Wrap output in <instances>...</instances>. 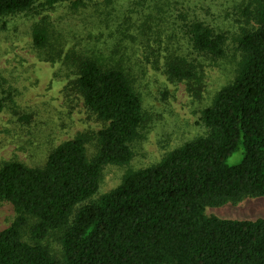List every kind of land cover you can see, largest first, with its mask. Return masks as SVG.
<instances>
[{
  "label": "trees",
  "instance_id": "16d2710c",
  "mask_svg": "<svg viewBox=\"0 0 264 264\" xmlns=\"http://www.w3.org/2000/svg\"><path fill=\"white\" fill-rule=\"evenodd\" d=\"M38 1L0 0V18L30 12ZM90 1L44 0V6L52 10L68 2L75 11ZM244 14L252 27L238 39L241 61L233 81L203 112L207 136L157 166L127 174L117 189L86 205L99 190L104 166L131 161L144 113L125 71L73 57L74 87L106 123L97 134L98 156L87 159L82 135L54 149L42 168L18 161L1 168L0 204L11 203L18 216L0 232V264H60L39 244L57 230L65 264H264V219L205 216L208 207L264 197V0H253ZM32 34L44 60H61L46 19ZM189 34L196 52L224 55L225 35L202 23H194ZM167 74L178 82L196 78L195 68L179 58L168 62ZM4 107L0 99V113ZM238 153L241 162L230 166ZM30 219L34 245L22 238Z\"/></svg>",
  "mask_w": 264,
  "mask_h": 264
},
{
  "label": "rangeland",
  "instance_id": "374dc122",
  "mask_svg": "<svg viewBox=\"0 0 264 264\" xmlns=\"http://www.w3.org/2000/svg\"><path fill=\"white\" fill-rule=\"evenodd\" d=\"M253 0H93L79 10L65 2L49 10L44 0L34 10L0 18V170L10 161L42 168L49 154L67 141L86 136V156H98L97 134L106 127L86 107L74 81L77 57H89L107 69H122L139 95L144 123L131 145L127 165L103 167L99 190L86 204L117 189L127 174L152 168L173 151L205 137L202 121L218 93L234 79L241 61L238 39L248 27L244 10ZM47 20L51 43L62 50L57 61L44 60L33 42V27ZM202 23L226 37L224 55L212 58L193 49L189 28ZM183 59L196 78L170 79L167 64ZM242 154L231 156L238 165ZM79 207L76 208L75 213ZM18 213L9 202L0 204V232ZM205 216L224 220L264 219V197L208 207ZM35 220L22 230L23 240L37 243ZM62 231L39 241L65 264Z\"/></svg>",
  "mask_w": 264,
  "mask_h": 264
}]
</instances>
